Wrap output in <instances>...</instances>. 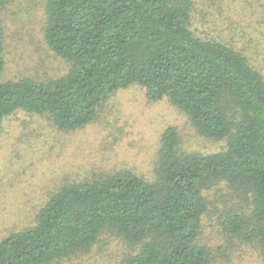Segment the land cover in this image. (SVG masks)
I'll return each mask as SVG.
<instances>
[{
	"label": "trees",
	"instance_id": "1",
	"mask_svg": "<svg viewBox=\"0 0 264 264\" xmlns=\"http://www.w3.org/2000/svg\"><path fill=\"white\" fill-rule=\"evenodd\" d=\"M6 3L0 124L21 109L76 130L96 120L112 93L139 84L149 100L167 98L184 111L201 135L227 141L220 152H184L178 129L168 127L155 180L124 170L63 184L34 224L0 241V264L61 262L104 234L138 246L124 264H215L198 239L205 192L219 181L253 198L245 237L264 253V70L253 53L197 34L192 0H47L45 40L71 68L47 81H3ZM224 224L239 233L248 223L234 213Z\"/></svg>",
	"mask_w": 264,
	"mask_h": 264
},
{
	"label": "rangeland",
	"instance_id": "2",
	"mask_svg": "<svg viewBox=\"0 0 264 264\" xmlns=\"http://www.w3.org/2000/svg\"><path fill=\"white\" fill-rule=\"evenodd\" d=\"M196 33L244 47L264 70V0H192ZM47 0H7L1 11L4 30L3 81L32 77L42 81L65 75L71 63L45 40ZM176 127L184 152L212 154L226 139L201 135L189 116L167 98L151 101L139 84L112 93L96 120L76 130L58 128L45 115L17 109L0 124V241L35 223L40 208L65 183L100 179L132 170L156 179L164 131ZM239 189V188H238ZM228 181L205 192L206 209L199 242L215 264H264L255 240L246 239L253 198ZM239 214L248 223L231 233L225 220ZM138 250L104 234L85 254L53 264H124Z\"/></svg>",
	"mask_w": 264,
	"mask_h": 264
}]
</instances>
